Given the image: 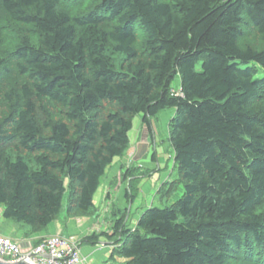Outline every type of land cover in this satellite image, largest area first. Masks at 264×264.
<instances>
[{
	"label": "trees",
	"instance_id": "obj_1",
	"mask_svg": "<svg viewBox=\"0 0 264 264\" xmlns=\"http://www.w3.org/2000/svg\"><path fill=\"white\" fill-rule=\"evenodd\" d=\"M260 70L264 0H0L2 218L30 236L93 216L133 119L173 110L166 204L83 241L118 264H264Z\"/></svg>",
	"mask_w": 264,
	"mask_h": 264
},
{
	"label": "crops",
	"instance_id": "obj_2",
	"mask_svg": "<svg viewBox=\"0 0 264 264\" xmlns=\"http://www.w3.org/2000/svg\"><path fill=\"white\" fill-rule=\"evenodd\" d=\"M162 113H164L163 122L167 126L169 120L174 115V111L166 110ZM155 121L156 118L152 120V122ZM155 127L157 126L155 125ZM128 137L129 152L126 156L116 159L113 162L107 170L108 172L106 173L101 187L95 194V213L93 216L70 218L66 217L64 214L63 217L58 216V218L44 231L28 236V229L26 227L20 225L15 226L13 223L2 218V208L0 207V234L19 242L22 246V250L24 251L31 250L36 243L41 242L42 239L48 236L60 234L62 236L75 238L80 241L79 250L82 264L120 263L121 260L119 259H115V262H109L112 247L110 245H106L108 242L100 243L99 241L97 244L92 245L91 243L83 240L97 231L100 226L101 215L104 212L105 216L109 211H114L115 209L123 211L128 207L131 215L132 208L134 207L135 221L133 224L135 225L144 210L153 206L156 196H153L150 204L147 203V199L154 192V189L156 188L158 191L163 184L169 183L172 177L171 171L167 172L165 166L164 168H161L162 162H164L162 155L163 151L161 152L160 148H156L157 146L154 145V142V154L152 155L149 153L151 138L149 137V132L146 126H144L141 121V116H137L133 119L132 129L130 130ZM127 163H130L132 168H137L136 166H138L140 170L134 171L130 174L132 176L128 177L126 174L128 167L126 166ZM172 163H174L173 153ZM129 182H132V186H134V200L128 199L124 190L125 188L127 189ZM180 193L181 190H177L174 198L178 197ZM140 196L142 197L144 203L142 205H138L137 203ZM110 228V224H108L106 231L103 230L105 228H101L100 232L102 233L105 231L107 233Z\"/></svg>",
	"mask_w": 264,
	"mask_h": 264
},
{
	"label": "built area",
	"instance_id": "obj_3",
	"mask_svg": "<svg viewBox=\"0 0 264 264\" xmlns=\"http://www.w3.org/2000/svg\"><path fill=\"white\" fill-rule=\"evenodd\" d=\"M79 249V240L54 234L24 251L19 242L0 234V261L10 264L22 260L28 264H82Z\"/></svg>",
	"mask_w": 264,
	"mask_h": 264
},
{
	"label": "rangeland",
	"instance_id": "obj_4",
	"mask_svg": "<svg viewBox=\"0 0 264 264\" xmlns=\"http://www.w3.org/2000/svg\"><path fill=\"white\" fill-rule=\"evenodd\" d=\"M259 77H264V71H262V70H260V74H259ZM177 86H178V83H177V80L175 81V84H174V87H175V90H178V88H177ZM163 114L164 113H161V114H159L157 117H156V121L155 122H151V126H152V131L151 132H149V137L151 138V146L149 147V153L150 154H154V152H153V150H154V145H156L157 147L156 148H160V151L162 152L163 151V153H162V155H163V160H164V162H162V165H161V168H164V166H165V169H166V171L167 172H169V171H171V173H172V177H171V179H170V182L171 181H173V180H175L176 179V177H177V172H176V169H175V167H174V163H172V153H173V151H172V148H171V146H170V144H169V142H168V139H167V137H168V133H167V126H166V124L163 122ZM157 126V127H155V125ZM165 124V125H164ZM153 139H154V141H153ZM155 144H154V143ZM154 144V145H153ZM128 150H129V148H128ZM127 150V152L124 154V156H126L127 155V153L129 152ZM153 152V153H152ZM123 156V157H124ZM122 158V157H121ZM143 165V164H142ZM141 165V166H142ZM126 166H128L127 167V170H126V174H127V176L128 177H131L132 175H130L131 173H133L134 171H139L140 170V168L138 167V166H136L137 168H132L131 167V165H130V163H127L126 164ZM140 166V165H139ZM124 168V167H123ZM142 170V169H141ZM108 172V171H107ZM131 172V173H130ZM104 180V179H103ZM103 180H102V182H103ZM102 182H101V185H102ZM101 185H100V187H101ZM99 187V188H100ZM124 187H125V185H124ZM128 188V187H127ZM130 188V187H129ZM125 191H126V188L124 189ZM128 191H132L133 192V190H132V188L131 189H129ZM157 190H156V188L154 189V192L148 197V199H147V203L148 204H150V202L152 201V198H153V196L156 198V200L154 201V204H153V206H155V207H163L166 203H165V200L163 201L162 200V202H159V198L161 197V195L160 194H158L157 192H156ZM137 203H138V205H142V204H144L143 203V199H142V197L140 196L139 198H138V201H137ZM127 211H126V218H127V220H126V226L128 227V228H132V227H134L135 225L133 224V222L135 221V218H134V212H135V208L133 207L132 208V211H131V215H130V209H128V207H127V209H126ZM122 212L123 211H119L118 209H115L114 211H109L105 216H104V213L101 215V221H100V226H99V228L97 229V231L95 232V234L96 235H100V234H102L101 232H100V230H101V228H105V229H103V230H105L106 231V227H107V225L108 224H110V230L107 232L108 234H111L112 233V226H113V223H114V221L116 220V219H118L121 215H122ZM65 214V212L64 211H62L61 212V214L59 215V217H63V215ZM3 220V219H2ZM3 221H5V220H3ZM6 222V221H5ZM9 222H11V223H13V225H20V226H23V225H21V224H16V223H14V222H12V221H9ZM99 224V223H98ZM23 227H25V226H23ZM104 231V232H105ZM99 241H100V243H102V242H108L106 245H110L111 247L113 246L112 245V243H113V240H111V241H109V240H107L106 238H104V237H100L99 238Z\"/></svg>",
	"mask_w": 264,
	"mask_h": 264
},
{
	"label": "water",
	"instance_id": "obj_5",
	"mask_svg": "<svg viewBox=\"0 0 264 264\" xmlns=\"http://www.w3.org/2000/svg\"><path fill=\"white\" fill-rule=\"evenodd\" d=\"M0 264H10V263H5V262L0 261ZM13 264H28V263L26 262V260H22V261H19L17 263H13Z\"/></svg>",
	"mask_w": 264,
	"mask_h": 264
}]
</instances>
